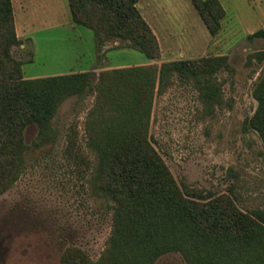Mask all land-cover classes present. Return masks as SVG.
Listing matches in <instances>:
<instances>
[{"label": "rangeland", "instance_id": "rangeland-1", "mask_svg": "<svg viewBox=\"0 0 264 264\" xmlns=\"http://www.w3.org/2000/svg\"><path fill=\"white\" fill-rule=\"evenodd\" d=\"M150 1L148 10L140 11L159 40L158 60L128 43L99 49L95 33L74 25L59 4L48 13L50 26L37 23L11 54L24 64L26 79L228 56L232 68L215 77L221 101L204 99L193 82L176 76L156 89L149 141L183 190L195 189L206 199L231 194L244 212L264 211V144L249 126L264 67L256 56L264 53V38L249 37L264 30V0H220L226 16L216 36L190 0ZM96 105V95L67 98L52 122L50 140L39 146L38 126L25 129L30 149L22 157V172L0 194V264H63L72 247L93 263L102 258L113 231V202L95 187L97 154L89 146V129L98 120ZM156 264L188 263L169 253Z\"/></svg>", "mask_w": 264, "mask_h": 264}, {"label": "trees", "instance_id": "trees-1", "mask_svg": "<svg viewBox=\"0 0 264 264\" xmlns=\"http://www.w3.org/2000/svg\"><path fill=\"white\" fill-rule=\"evenodd\" d=\"M67 1L72 22L92 30L99 49L128 43L150 61L161 58L159 40L138 8L142 0ZM190 1L216 36L226 16L220 0ZM249 38H264V30ZM20 44L13 0H0V194L22 172L30 149L25 129L38 126L39 146L50 140L67 98L97 96L89 146L97 154L95 187L113 202V231L97 263L72 247L63 264H156L169 253L181 254L188 264H264V211L244 212L231 194L206 199L195 189L183 190L149 141L156 89L176 76L193 82L204 99L221 101L215 77L232 68L228 56L26 79L24 64L11 54ZM257 54L263 63L264 53ZM253 97L258 107L249 126L264 144V67Z\"/></svg>", "mask_w": 264, "mask_h": 264}, {"label": "crops", "instance_id": "crops-1", "mask_svg": "<svg viewBox=\"0 0 264 264\" xmlns=\"http://www.w3.org/2000/svg\"><path fill=\"white\" fill-rule=\"evenodd\" d=\"M13 4H14V13H15L16 32L20 40L24 39L27 36L32 35L31 29L37 26V23L38 25H41L43 23L41 25L42 27L50 26V24H48V20H46L47 18L48 19L51 18V14L48 15V13L51 11L52 8L56 12L57 10L56 6L58 4L61 6L66 18H67V12L69 16L71 14V11H69L70 8L68 7L69 6L68 1L66 0H59V1L58 0H52V1L51 0H13ZM150 4H151L150 0H142L138 4V8L143 12L145 8L148 10ZM71 21H72V17H71Z\"/></svg>", "mask_w": 264, "mask_h": 264}]
</instances>
